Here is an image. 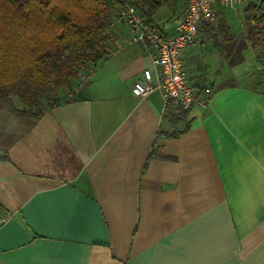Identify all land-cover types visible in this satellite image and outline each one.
Here are the masks:
<instances>
[{
    "label": "crops",
    "instance_id": "crops-1",
    "mask_svg": "<svg viewBox=\"0 0 264 264\" xmlns=\"http://www.w3.org/2000/svg\"><path fill=\"white\" fill-rule=\"evenodd\" d=\"M113 34L68 100L0 109V264H264V78L216 82L197 39L184 64L211 92L163 137L161 92H131L151 48Z\"/></svg>",
    "mask_w": 264,
    "mask_h": 264
},
{
    "label": "trees",
    "instance_id": "trees-1",
    "mask_svg": "<svg viewBox=\"0 0 264 264\" xmlns=\"http://www.w3.org/2000/svg\"><path fill=\"white\" fill-rule=\"evenodd\" d=\"M130 1L155 22L156 11L173 0ZM117 6V0H0V109L34 121L43 101L79 86L110 53L119 24ZM220 10L215 22L199 24L196 40L212 44L231 64L233 54L248 44L264 45V0H248L242 13L249 28L241 40L219 19ZM196 86L198 96L204 87ZM66 100L54 99L50 105ZM188 111L172 99L165 101L167 127L158 134L177 137L186 131Z\"/></svg>",
    "mask_w": 264,
    "mask_h": 264
},
{
    "label": "built area",
    "instance_id": "built-area-1",
    "mask_svg": "<svg viewBox=\"0 0 264 264\" xmlns=\"http://www.w3.org/2000/svg\"><path fill=\"white\" fill-rule=\"evenodd\" d=\"M182 2L181 11L175 10L158 22H150L130 0H117V21L126 26L129 43H140L151 48L154 70H143L142 77L131 87L132 94L145 97L158 90L165 101L172 99L182 110H190L198 102L197 86L189 79L184 64L185 49L196 41L199 24L215 22L220 8L239 11L245 0ZM89 77H84L80 85ZM210 92L209 87L203 88L205 95L208 96Z\"/></svg>",
    "mask_w": 264,
    "mask_h": 264
},
{
    "label": "rangeland",
    "instance_id": "rangeland-1",
    "mask_svg": "<svg viewBox=\"0 0 264 264\" xmlns=\"http://www.w3.org/2000/svg\"><path fill=\"white\" fill-rule=\"evenodd\" d=\"M245 6V5H244ZM242 8H239V11H230L226 10L222 15V18H219L222 21H225L229 26L231 34L238 40L245 39L246 31L249 28L243 19ZM173 8L172 1L164 4L159 8L156 13L153 15V21L157 22L164 18ZM113 36H115L113 34ZM112 41V40H111ZM209 53V66L207 67V72L212 73L216 70H220L221 79H218L216 82L225 81V82H255L260 78H264V45L262 43L253 47L249 45L242 50V52L234 53V63L231 64L229 61H224L219 52L212 44L207 45L205 48ZM70 93L68 92H59L57 95L50 97L48 100L43 101L42 107L50 105L54 99L66 100L69 97Z\"/></svg>",
    "mask_w": 264,
    "mask_h": 264
}]
</instances>
